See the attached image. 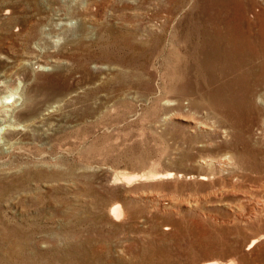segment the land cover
I'll return each mask as SVG.
<instances>
[{
    "label": "rangeland",
    "instance_id": "374dc122",
    "mask_svg": "<svg viewBox=\"0 0 264 264\" xmlns=\"http://www.w3.org/2000/svg\"><path fill=\"white\" fill-rule=\"evenodd\" d=\"M203 1L0 0V82L21 115L0 154V226L29 245L0 264H264V51L246 81L260 107L241 129L250 146L165 89V56L195 42ZM226 1L258 47L264 0Z\"/></svg>",
    "mask_w": 264,
    "mask_h": 264
},
{
    "label": "bare ground",
    "instance_id": "6f19581e",
    "mask_svg": "<svg viewBox=\"0 0 264 264\" xmlns=\"http://www.w3.org/2000/svg\"><path fill=\"white\" fill-rule=\"evenodd\" d=\"M176 7L177 10L182 9V5L178 4ZM12 10V7L4 8L5 13ZM164 10L166 11V7L163 8ZM166 12H169V10ZM161 15L164 19H169L167 13ZM242 22L243 18L240 14L233 16L229 12L226 0H204L202 6H199L196 24L193 25V28L188 33V38L195 39V42L185 41L181 49L175 47L166 54L164 60L166 70L164 78L167 82L165 89L174 98L173 100L177 101L176 106L187 102L196 113L212 114L224 121L230 119L237 128L238 133L236 137L250 146V139L244 138L241 129H246L249 126L251 122L249 114H255L260 110V107L254 103V88L247 86L246 81L253 73L250 65H252L254 58L261 55L259 52L263 53L264 51V33L261 32L257 36V41L259 42V46L257 47L253 45L252 36L243 27L244 24L242 25ZM154 27L156 29L150 28L149 30L152 34L158 31V27ZM71 32L72 30L70 31V35L72 34ZM72 35L74 37L75 31ZM43 36L45 38L48 37L45 33ZM42 38H38L37 40L41 42L44 39ZM38 42L36 41V43ZM261 68L258 80H262V76H264V66ZM8 88L9 85L0 82V89L5 91L4 94H0V154H3V149L11 150L19 144V139L16 137L15 132L21 127V123L19 122L21 115L15 113L18 103L15 99L13 100L18 90L16 91V87V89L7 91ZM27 100H31V97H28ZM185 119L186 117H184ZM188 121H191L193 127L196 129L203 130L210 128L205 123L206 121L202 122L194 119V117ZM3 129H5L4 134L2 133ZM257 152L260 153L261 148L248 147L247 151L241 153V155L248 154L252 156L256 155ZM206 160L201 159L199 162L207 164ZM43 174L42 172L24 171L21 174V178L27 182L28 179H33ZM130 176L128 180L133 178V175ZM10 183L8 182V184ZM15 185L12 184L11 186L14 187ZM109 214L120 219L123 215L122 206L118 203L113 204L109 208ZM0 228L3 230L2 233H4V237L2 236L4 239L0 240V260L2 258L1 255L21 257L26 251V246L29 247L27 240L25 241L23 227L20 225L13 227L3 225ZM4 261V264H14V261H11L10 258ZM232 263V261L228 262V264ZM204 264L223 263L206 262Z\"/></svg>",
    "mask_w": 264,
    "mask_h": 264
},
{
    "label": "built area",
    "instance_id": "2783aa9c",
    "mask_svg": "<svg viewBox=\"0 0 264 264\" xmlns=\"http://www.w3.org/2000/svg\"><path fill=\"white\" fill-rule=\"evenodd\" d=\"M263 4H264V2H263Z\"/></svg>",
    "mask_w": 264,
    "mask_h": 264
}]
</instances>
